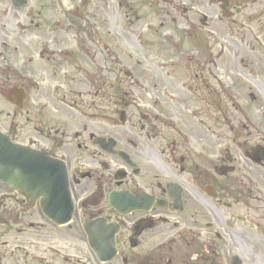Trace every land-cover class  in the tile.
<instances>
[{"label": "flooded vegetation", "instance_id": "1", "mask_svg": "<svg viewBox=\"0 0 264 264\" xmlns=\"http://www.w3.org/2000/svg\"><path fill=\"white\" fill-rule=\"evenodd\" d=\"M0 136L67 171L0 172V264H264V0L0 2Z\"/></svg>", "mask_w": 264, "mask_h": 264}, {"label": "water", "instance_id": "2", "mask_svg": "<svg viewBox=\"0 0 264 264\" xmlns=\"http://www.w3.org/2000/svg\"><path fill=\"white\" fill-rule=\"evenodd\" d=\"M41 158L40 153H33L22 147L14 146L9 140L0 136V172L3 173L6 180L14 183V187L22 193H33L32 189L36 187H34V182H37L39 177L51 175L50 171L47 170L52 165V175L64 176L66 174L64 167H57L54 160L51 162L49 159L47 160L48 164H46L43 159V164ZM54 183L57 184V181ZM61 190L64 191L63 188Z\"/></svg>", "mask_w": 264, "mask_h": 264}, {"label": "rangeland", "instance_id": "3", "mask_svg": "<svg viewBox=\"0 0 264 264\" xmlns=\"http://www.w3.org/2000/svg\"><path fill=\"white\" fill-rule=\"evenodd\" d=\"M31 1H33V0H31ZM0 2L10 3L11 0H1ZM128 21H129L128 18L120 16V23L123 22L124 29H129ZM164 22H165L164 28L160 29V26H159L160 21H156L154 23L156 30L154 29V30L150 31L149 33L144 31V34L146 37V44L149 42H150V44L153 43L151 41H154V39L159 40L165 34H171V35L173 34V36H180V37H182V39L186 38V36H183L181 34V31H180L182 26L185 25V24H183V22L182 23L179 21L174 22V21L170 20V18H168ZM214 23L218 29L225 32V24L223 23V21L218 20L217 16H214ZM7 31H8V29H7ZM133 34H134L133 31H129V32L127 30L123 31V28H121L119 35L121 36L120 38L122 41V46L130 47L132 45L131 46L132 55L140 56L141 48L139 46H137V44L135 42V40H137L138 37L133 35ZM224 37H226L224 34H223V36H221V35L217 36V38H218V51H219V54H221V59H220L219 63L224 64V65L231 64V63L239 65V64H243L245 61H247V57L245 56V54L243 52L244 49L242 48V46H238V45L233 43V41L240 42L241 40L232 39L233 41L231 40V44H229V43L227 44L228 39H225ZM185 45L188 46V44H185ZM156 46L158 47L157 43H156ZM222 47L226 48V49H224L223 53L221 52L223 49ZM146 48H153L154 51L152 54H155L156 52H160L159 50L155 51V47L153 45H151V46L146 45ZM123 55L128 56V53L124 52Z\"/></svg>", "mask_w": 264, "mask_h": 264}]
</instances>
